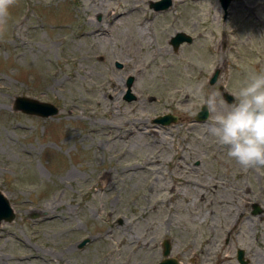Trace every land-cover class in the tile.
<instances>
[{"label":"rangeland","instance_id":"374dc122","mask_svg":"<svg viewBox=\"0 0 264 264\" xmlns=\"http://www.w3.org/2000/svg\"><path fill=\"white\" fill-rule=\"evenodd\" d=\"M157 1L9 6L0 190L17 217L0 226V264H159L165 240L181 264H241L239 249L245 264H264V167L227 156L209 131L215 112L196 120L205 105L197 86L226 109L218 88L234 96L250 71L264 70V0H231L227 12L221 0H172L160 12ZM178 33L192 42L175 50ZM18 97L59 113L16 112ZM167 114L178 122H154Z\"/></svg>","mask_w":264,"mask_h":264},{"label":"clouds","instance_id":"9594fccd","mask_svg":"<svg viewBox=\"0 0 264 264\" xmlns=\"http://www.w3.org/2000/svg\"><path fill=\"white\" fill-rule=\"evenodd\" d=\"M14 3L0 0V26ZM196 92L205 100L209 114L216 113L209 131L220 145L227 146V156L243 169L264 167V70L249 72L226 109L216 93L205 97L200 86Z\"/></svg>","mask_w":264,"mask_h":264},{"label":"water","instance_id":"95a60500","mask_svg":"<svg viewBox=\"0 0 264 264\" xmlns=\"http://www.w3.org/2000/svg\"><path fill=\"white\" fill-rule=\"evenodd\" d=\"M231 0H221V4L225 12H227V8L230 5ZM172 0H160L157 2H153L151 4V7L155 11H164L171 7ZM188 42H192V38L184 33L177 34L173 40L172 44L175 49H178L181 44ZM117 68L121 69L123 65L119 62L116 63ZM222 71L220 69H217L212 76L210 80V84L212 86L216 85L220 78H221ZM135 82L134 77H130L127 80V92L125 95V100L128 102H132L137 100V96L133 94V85ZM221 89L224 91V98L228 103H234L235 98L233 95L229 94L224 90V87H221ZM152 100H155L152 98ZM15 111L16 112H22L27 115H34L41 118H50L59 113V108H57L55 105L47 102H40L33 98L28 97H18L16 104H15ZM210 117V114L207 110V107L204 105L201 108V111L197 114L196 120L198 122H205ZM179 120V117L172 114H167L164 116H160L154 120L155 123L163 126H168L172 123H177ZM253 214L258 215L263 212V209L259 204H254L253 206ZM17 217V214L15 212V209L13 208L10 200L5 196V194L0 190V226L5 223H12L15 221ZM33 218H36L34 216ZM89 240H85L81 243L80 248H83ZM164 252L163 256L165 257L159 264H181L176 258L170 257L171 250H172V244L169 240H165L163 243ZM245 251L242 249L238 250V260L241 264H245Z\"/></svg>","mask_w":264,"mask_h":264},{"label":"bare ground","instance_id":"6f19581e","mask_svg":"<svg viewBox=\"0 0 264 264\" xmlns=\"http://www.w3.org/2000/svg\"><path fill=\"white\" fill-rule=\"evenodd\" d=\"M195 1L198 2V3L201 2V0H195ZM243 10H247V8H245V9H243ZM242 13H244V12H242ZM251 27H252V24H251L250 20H249V21H246V22L243 24V26H242L243 29H247V28H251ZM143 42L148 43L149 41H143ZM227 259H229V256H228V257H223V258L221 259V262H222V263H223V262H226Z\"/></svg>","mask_w":264,"mask_h":264},{"label":"flooded vegetation","instance_id":"af4514ba","mask_svg":"<svg viewBox=\"0 0 264 264\" xmlns=\"http://www.w3.org/2000/svg\"><path fill=\"white\" fill-rule=\"evenodd\" d=\"M157 12H160V11H157ZM179 34V33H178ZM177 35V34H176ZM175 35V36H176ZM187 35V34H186ZM174 38V37H173ZM173 38L171 39V41H170V44L173 46V44H172V40H173ZM186 43V42H185ZM185 43H183V44H185ZM188 43V42H187ZM183 44H181L180 45V47L183 45ZM173 48H174V46H173ZM175 49V48H174ZM179 49V48H178ZM178 49H175V50H178ZM221 87L222 86H220L218 89H219V91L222 93V94H224V91L221 89ZM196 165L198 166L199 165V163H196ZM253 205V204H252ZM252 208H253V206H252Z\"/></svg>","mask_w":264,"mask_h":264}]
</instances>
